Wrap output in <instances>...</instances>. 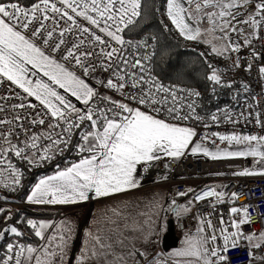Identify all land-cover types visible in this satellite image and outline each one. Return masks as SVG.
Here are the masks:
<instances>
[{
	"label": "snow or ice",
	"instance_id": "6c2138e0",
	"mask_svg": "<svg viewBox=\"0 0 264 264\" xmlns=\"http://www.w3.org/2000/svg\"><path fill=\"white\" fill-rule=\"evenodd\" d=\"M59 3L62 8L57 7V4L52 2V0H39V3H33L29 8L22 6L18 0H0V80L6 78L11 84L22 89L27 97H34L35 100L39 101L51 119L64 122L63 132L57 139L52 140L51 134L47 137L51 140L53 146L63 144L67 147L73 129L81 128L85 121L90 122L89 128L91 130L81 132L82 143L77 145L81 153L87 152L89 155L80 159L78 163H73L65 170L41 179L27 197L29 202L34 203H75L87 200L89 192H94L96 197H102L135 188L138 186V182L133 174L136 172L138 164L160 159L158 153L178 158L184 155L185 150L188 149L189 144L192 142V138L196 135L191 128L168 123L148 112L140 110V108H132L126 103L98 95L97 91L90 87L81 76L74 71H70L65 64L58 62L51 54H46L35 42V38L43 37V44L50 46L53 51H59L61 46L66 43L63 39V31L60 33L61 38L57 42L53 41L55 29H46L45 22L54 21L57 24L59 23L55 16L48 14L49 11L58 13L60 14V19L66 18L67 21L77 26L81 37H84L85 34L89 35L91 40L88 43L100 46L99 52L80 51L81 45L85 43V40L81 38L78 44H73L71 48L67 49L63 58L74 61L75 65L82 70L85 76L96 70V65L91 62L93 57L96 58L97 64L102 70L109 71L112 69L113 64L121 59L117 54L122 52V49L110 47L108 40L98 35L97 31L103 33L105 37L110 38L117 44L124 45L126 41L121 33L134 24L135 18L140 16L141 0H59ZM247 3H249V0H201L200 3H197L196 10L199 12L202 8L209 7L219 9L218 12H206L205 15L211 23H216V18L221 19L223 21L221 30L223 31L231 24L228 17L233 20L236 19V14L231 10ZM255 9V14L249 16L243 23L259 27L261 22L264 21V0H260L255 5ZM167 15L182 36L190 40L197 39L200 30L199 28H193L188 22V20L193 18V14L183 7L180 0H167ZM257 16L260 19H256ZM77 17H82L84 21L88 22L87 25H81ZM32 25L37 26L31 27ZM30 27L32 38H29L21 31V29L28 30ZM232 30L236 31L235 28ZM45 31L47 32L46 37ZM66 31L70 32L72 29L69 28ZM248 42L246 41V43ZM105 49L110 50L105 51ZM232 50L237 51L238 46H234ZM213 51L217 52V54H223V51H227V49L218 50L214 47ZM123 63L128 64V61L125 59ZM139 65L140 61L136 60L131 67L136 68ZM237 66H239L238 61ZM261 72L264 73V68H261ZM40 73L47 80L40 78L33 80L31 78L38 76ZM113 76L118 79L109 78L106 83L101 81V85L110 89H123L126 76L120 75L119 71L113 72ZM130 79L132 80L131 87L133 88L148 83L143 76L137 79L135 73L131 74ZM209 79L217 83L220 82V76L215 71H213ZM57 88L70 93L77 101L82 102L86 108L83 110L77 108L65 95L58 92ZM161 93L164 95H159ZM158 95L159 99L157 98ZM169 98H171L173 106L164 110L176 119H189L190 117L187 115H179L180 108L176 106L177 98L175 92L159 83L151 84L147 91L141 88L138 96L131 97L139 104L152 108L153 112L161 111L160 106L167 105ZM96 100L101 103L107 101L110 106L101 107L100 103H95ZM28 106L36 107V105L31 103ZM13 107L24 108L25 104L21 103ZM187 107L194 111L191 104L187 105ZM2 110L3 108H0V111ZM215 119L216 117L213 116V120ZM6 122L8 121H0V124ZM32 123L43 125L45 121L44 119H33ZM49 126L60 127L61 125L56 123ZM8 135H11V133ZM213 135L218 136L221 141H227L229 144L235 142V144H246L247 147L238 151L223 149L217 152H210L207 148L202 147L200 143H196L191 148V153L203 152L204 155L213 159L220 158V156H252L258 158L259 162L264 164V136L219 135L218 133ZM64 136H67V139H64ZM39 139V136L33 134L30 147L36 149ZM253 142H255V146H253ZM8 143L9 148H0V153L14 151L16 156L27 159L24 156L25 148L11 145L10 141ZM49 150L46 147L44 153L47 154ZM48 158L47 155L40 157V159ZM8 168L13 173V184H19V173L16 172L11 163L8 164ZM235 174L264 175V172L254 173L244 170ZM5 186L7 187V185ZM193 191V189H188L187 192L179 193V195H187ZM209 195L219 198L221 194L215 191L204 194L205 197ZM235 195L233 193L234 197ZM3 211L4 209H0V212ZM231 211L237 213L240 209L233 208ZM247 222L250 221L247 210L244 209V218L239 222H232V226L237 231L228 233L227 229L223 230L224 251L227 250L230 241L232 247L236 246L238 238L243 235L239 231L240 225ZM28 224L32 228L37 229V236L42 234L39 229L47 227L46 224L42 223L37 228L36 223L31 220L28 221ZM202 230V228L198 229V231ZM10 231L21 235V233L17 232L16 227H11ZM2 236L3 233L0 232V237ZM261 236H264V233H261ZM245 238L251 240L253 237L248 236ZM92 239L95 241L92 249L93 256L105 254V250L111 248L110 244L102 242L100 236H95ZM211 239L215 240L216 236L213 235ZM202 243H206V241L188 240L187 249L177 252V255L193 256L197 259L203 258L204 264H213L210 257H217L218 261L221 262L227 260L225 255L220 254L221 250L219 249H212L209 257V249L206 247L202 248ZM97 245L99 251L97 250ZM59 247L63 248V238ZM256 247H260V245L257 244ZM7 248L9 252H12L14 245L9 244ZM35 251L34 248H27L29 254ZM23 252L24 249L21 248L17 256L23 255ZM49 255H55V253H49ZM83 259L85 258L82 257ZM11 260H13V257L7 256L3 264H9ZM15 264H21L20 259L17 258ZM37 264H41V262L37 260Z\"/></svg>",
	"mask_w": 264,
	"mask_h": 264
},
{
	"label": "built area",
	"instance_id": "2783aa9c",
	"mask_svg": "<svg viewBox=\"0 0 264 264\" xmlns=\"http://www.w3.org/2000/svg\"><path fill=\"white\" fill-rule=\"evenodd\" d=\"M52 2L56 3L57 7L62 8L59 0H52ZM259 2L260 0H249V3L241 4L238 8L231 10L236 14V19L233 20L228 17L231 21V31L228 36L230 51L226 58H219L214 62L211 75L215 71L220 76V82L217 83L211 80L210 87L214 96L222 89H228L229 100L228 103L218 108L203 112L200 110V91L167 82L157 76L152 67V54L146 52L144 45L137 46L124 39L126 43L121 46L97 31L98 35L108 40L110 47L122 49V52L117 54L121 59L113 64L111 70L104 71L97 64L96 58L93 57L91 62L96 65V70L85 76L82 70L75 65L74 61L63 58L66 55V51L73 44H78L81 38L85 40V43L81 45L80 51L99 52L100 46L88 43L91 37L87 34L81 37L77 26L67 21L66 18L60 19V14L49 11L48 14L55 16L59 23L57 24L54 21L45 22L47 30L55 29L53 41L58 42L61 38L60 33L64 32L63 39L66 43L61 46L59 51H53L50 46H45L43 37L35 38V42L47 54H51L58 62L65 64L67 68L76 72L77 75L90 83L100 96L110 97L112 100L126 103L132 108H140V110L148 112L168 123L191 128L196 133L193 137L194 141L207 147L216 149L226 148L230 145L247 146L246 144H235V142L229 144L227 141H221L218 136L213 134L264 136V73L261 72V68H264V21L261 22L259 27L243 23L249 16L255 14V5ZM19 3L29 8L33 4L25 5L22 2ZM34 3H39V0ZM70 14L72 13L70 12ZM256 19H260V17L257 16ZM77 20L81 25H87L88 23L82 17H77ZM35 26L37 25H32L31 27ZM31 27L28 30L21 29L29 38H32ZM69 28L72 31H66ZM233 28L236 31H233ZM172 31L179 35L176 29L173 28ZM46 35L47 32L45 31V37ZM246 41L249 42L246 43ZM234 46H238L237 51L232 50ZM107 50L110 49H105V51ZM125 59L128 64L123 63ZM136 60L140 61V65L132 68L131 65ZM237 61L239 66H237ZM249 65L251 66L250 68ZM141 69L143 70L141 71ZM115 71H119L120 75L126 76L125 87L120 90L103 87L100 83L101 81L106 83L109 78L118 79L113 76ZM132 73L136 74L137 79L143 76L148 83L139 85L136 88L131 87L132 80L130 77ZM153 83H159L165 88L174 91L177 98L176 106L180 108L179 115H187L190 118L186 120L176 119L164 110L173 106L171 98H169L167 105L160 106L162 110L159 112H153L149 106L141 105L136 100L131 99L132 96L140 94L141 88L147 91L148 87ZM159 95L164 94L161 93ZM159 95L157 96L158 99ZM21 103L25 104L24 108L13 107ZM29 103L36 105V107L28 106ZM95 103H100L101 107L110 106L107 101L101 103L96 100ZM189 104L193 106L194 111L187 107ZM84 107L86 108L85 105ZM0 108H3L0 111V121H8L0 124V148L8 149V142L10 141L11 145L25 148L24 156L27 159L16 156L14 151L0 153V158L4 156L8 164L11 163L14 169L19 172H23V167L31 170L36 167L49 165L55 160L67 156L71 153L74 138L79 139L80 143H82L80 138L81 126L79 129H73L67 147L63 144L53 146L51 140L47 137L51 134L52 140L57 139L63 132L64 122L51 119L40 103L32 100L31 97H27L22 89L11 84L6 78L0 80ZM213 116L216 117L215 120H213ZM33 119H44L45 123L43 125L39 123L33 124ZM56 123L61 126H49ZM86 123L90 122H83V124ZM9 133L11 135H8ZM33 134L40 137L37 141L36 149L30 147ZM63 138L67 139V136ZM46 147L50 149L47 154L44 153ZM73 152H76L78 156L81 154L77 144ZM43 155H47L49 158L40 159ZM138 165L142 177L141 188L162 185L170 196H185L186 199L188 198L186 204L189 212L174 215L173 217L176 230L179 228H199L200 226L203 230L200 231L201 237L199 240L202 242L206 241V243L201 244V247L209 249L208 255H210L212 249H219L221 250L220 254L227 257V260L222 262L218 261L217 257H210L213 264H264V236L256 240L245 238L256 233H260V235L264 233V175H236L235 173L246 170L244 157L205 159L185 153L178 159L160 156L158 160L142 162ZM215 185H218V188ZM188 189H193L194 191L187 195H179V193L187 192ZM213 191L220 193V197L204 196L205 193ZM233 193L236 194L235 197ZM17 203V205L26 206L23 202ZM233 208L240 209V211L233 213L231 211ZM244 209L247 210L250 222L240 225L239 231L243 235L238 238L236 246L232 247L230 241L227 250L224 251L223 230L227 229L228 233L237 231L232 226V222H239L244 218ZM213 235L216 236L215 240L211 239ZM9 243L14 245L13 251L9 252L6 246L5 255L0 264H3L7 256L13 257L9 264H15L17 258L20 259L22 264V255L17 256V253L21 248L24 249L23 241L15 237ZM257 244L260 247H256Z\"/></svg>",
	"mask_w": 264,
	"mask_h": 264
},
{
	"label": "rangeland",
	"instance_id": "374dc122",
	"mask_svg": "<svg viewBox=\"0 0 264 264\" xmlns=\"http://www.w3.org/2000/svg\"><path fill=\"white\" fill-rule=\"evenodd\" d=\"M200 2L201 0H187V2L182 3L183 7L193 14V18L188 22L194 26L193 28H199V36L195 40L187 39L185 36L183 37L186 40L182 39L181 36L179 37L186 43L197 44L201 52L212 56L214 64L217 59L226 58L230 51L228 36L231 25L222 31L223 21L221 19L216 18V23L209 22L205 13L218 12L219 9L209 7L202 8L198 12L196 5ZM162 14V19L173 30L175 27L172 26L174 25L171 24L168 17L164 16V12ZM176 36L178 37V35ZM214 47L218 50L227 49V51H223V54H217L213 51ZM77 108L83 110L85 107L81 102L77 104ZM196 143L199 142L192 138V142L185 153L192 154L191 148ZM201 145L210 152L218 149L238 151L247 147L230 145L226 148L214 149ZM158 155L166 156L163 153H158ZM192 155L213 159L204 155L203 152ZM244 159L246 170L256 173L264 172V164H261L258 158L247 156ZM16 172L19 173L21 180L22 172L18 170ZM12 180L13 173L8 168V162L3 156L0 158V192L12 190V185H17L13 184ZM140 186L126 194L101 200L89 199L75 206L61 208L52 217L31 220L36 223L37 228L42 223L46 224L47 227L39 229L42 234L37 236V229L28 224L32 233L24 232L30 237V241H24L22 264H37V260L41 264H204L203 258L197 259L193 256L177 255V252L187 249L188 240L200 241L201 236L198 227L177 229L178 246L167 252L161 248V238L166 231L167 219L175 214L181 215L189 212L186 198L170 196L166 200L164 198L166 195L165 187L140 188ZM17 202H9V200L0 202L3 207L6 205L10 209L5 219L12 217L13 210L27 207L17 205ZM175 206L177 207L173 214L172 209ZM17 225V223L15 225L14 223L9 224L6 229L11 234H15L10 229L16 227L17 232L22 234V230L17 228ZM95 236H100L103 243L111 245V248L105 250V254L92 255V249L95 245L92 238ZM250 236L255 240L263 237L260 233ZM62 238L63 248L61 249L59 245L62 243ZM9 244L7 242L6 246ZM28 247L34 248L36 251L29 254L27 252ZM96 247L99 251L98 245ZM49 253H55V255H49ZM208 256L210 257V255ZM82 257L85 259L82 260Z\"/></svg>",
	"mask_w": 264,
	"mask_h": 264
},
{
	"label": "trees",
	"instance_id": "16d2710c",
	"mask_svg": "<svg viewBox=\"0 0 264 264\" xmlns=\"http://www.w3.org/2000/svg\"><path fill=\"white\" fill-rule=\"evenodd\" d=\"M18 1L30 5L36 0ZM164 9L165 0H141L140 16L135 18L134 24L121 33L123 39L137 46H145L146 52L152 54V67L157 76L167 82L199 90L200 110L202 112L228 103V89H222L215 96L211 93V80L209 77L214 67L212 56L201 52L197 44L184 42L178 34L177 37L171 26L162 19ZM89 124H83L80 131H88L90 129ZM76 144H80V140L74 138L71 153L49 165L31 170L23 167L19 184L12 185L13 189L10 191L0 192V202L9 200V202L24 203L32 186L40 177L63 169L89 155V153L83 152L78 156L76 152H73ZM179 197L185 199V196ZM3 209L4 211L0 213V232L3 233V236L0 237V262L5 255L7 242L15 237L20 238L23 243L24 241H30V237L24 234V232L32 233L28 226L29 220L52 217L57 212V210L51 209L23 207L13 210L12 217L5 219L10 209L6 205ZM12 223L14 225L18 224L17 228L22 230L21 235L11 234L7 231V226Z\"/></svg>",
	"mask_w": 264,
	"mask_h": 264
},
{
	"label": "crops",
	"instance_id": "0c3cea01",
	"mask_svg": "<svg viewBox=\"0 0 264 264\" xmlns=\"http://www.w3.org/2000/svg\"><path fill=\"white\" fill-rule=\"evenodd\" d=\"M181 3H185V0H180ZM188 7V6H187ZM164 16L165 17H168L167 15V0H165V9H164ZM168 20L171 22V19L168 17ZM172 24V22H171ZM191 24V23H190ZM192 25V24H191ZM193 26V25H192ZM172 27H175V26H172ZM194 27V26H193ZM174 29H176L178 31V29L175 27ZM179 33V31H178ZM179 35L182 37V39H185L180 33ZM186 40V39H185ZM228 50H229V47H228ZM46 53V52H45ZM47 54V53H46ZM70 70V69H69ZM72 71V70H70ZM33 80L37 79V78H40V79H44V80H47L46 77H43L42 73H40L38 76H33L31 77ZM82 78V77H81ZM86 83H88L86 80H85ZM90 87H92V85L90 83H88ZM93 88V87H92ZM57 91L60 92L62 95H65L76 107H77V104L78 103H81L80 101H77L75 97H72L70 93L66 92L65 90L63 89H59L57 88ZM32 100L36 101L39 103V101L35 100L34 97H31ZM218 150H221V149H218ZM218 150H214L215 151H218ZM181 157V156H180ZM178 157V158H180ZM171 158V157H170ZM177 158V159H178ZM221 158H224V157H221L220 158H217V159H221ZM211 159V158H210ZM78 161L76 162H73V163H78ZM73 163L69 164L67 167L63 168V169H59L57 170L56 172L54 173H51L49 175H46V176H43V177H40L35 183L34 185L32 186L28 196L31 194V191L32 189L34 188V186L43 178H46V177H49V176H53L55 175L58 171H63L65 170L66 168L70 167ZM134 175V178L136 179V181L138 182V186L135 187V188H131V189H128V190H125V191H122V192H119V193H114V194H110V195H107V196H102V197H96L95 196V193L94 192H89L88 193V196L89 198L88 199H93V200H101V199H105V198H109V197H112V196H118V195H122V194H126V193H129L130 191L132 190H136L138 189V187L141 185L142 186V177H141V174H140V169H139V165H137V169H136V172L133 174ZM140 186V188H141ZM155 187H164L162 185H158V186H155ZM216 188H218V185H215ZM164 192L166 193V195L164 196V198L167 200V198L170 197V195L167 193L166 189L164 188ZM27 196V197H28ZM87 199V200H88ZM188 199V198H187ZM185 199V200H187ZM86 201V200H84ZM84 201H77L75 203H68V204H48V203H34V202H29L26 198V201L24 202V204L27 206V207H37V208H44V209H51V210H59L61 208H66L67 206H73L75 204H79V203H82ZM177 207V206H176ZM186 207V206H185ZM174 208V207H173ZM187 208V207H186ZM0 209H3V205L0 203ZM1 213V212H0ZM176 215V214H175ZM174 217V216H173ZM198 229H201L200 226ZM201 232L199 231V234Z\"/></svg>",
	"mask_w": 264,
	"mask_h": 264
},
{
	"label": "water",
	"instance_id": "95a60500",
	"mask_svg": "<svg viewBox=\"0 0 264 264\" xmlns=\"http://www.w3.org/2000/svg\"><path fill=\"white\" fill-rule=\"evenodd\" d=\"M175 211H176V207L172 209L173 213ZM177 246H178L177 230L174 224L173 217H170L166 221V231L161 238V248L164 252H167L173 248H176Z\"/></svg>",
	"mask_w": 264,
	"mask_h": 264
}]
</instances>
